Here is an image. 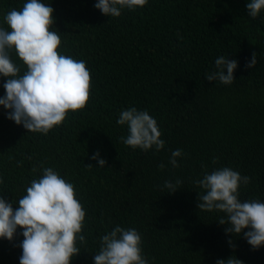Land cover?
<instances>
[{"label": "trees", "instance_id": "obj_1", "mask_svg": "<svg viewBox=\"0 0 264 264\" xmlns=\"http://www.w3.org/2000/svg\"><path fill=\"white\" fill-rule=\"evenodd\" d=\"M27 2L0 0V28L10 31L5 15ZM41 2L54 9L59 53L86 63L91 96L47 134L8 119L0 105V196L18 208L44 168L74 185L86 216L71 264H94L101 237L116 226L138 231L148 264H217L232 256L264 264V245L227 233L230 225L218 220L225 213L199 211L204 190L195 183L228 167L250 177L239 187L241 202L264 203V9L253 19L250 0H148L110 17L95 7L99 0ZM253 53L257 63L248 68ZM8 55L23 76L15 49ZM221 56L238 62L229 85L206 79ZM8 79L0 74V98ZM132 107L157 121L162 150L125 145L128 126L117 120ZM177 149L180 166L173 167ZM97 152L104 167L92 159ZM177 180L169 193L165 181ZM22 233L18 227L13 240L0 238V264H20Z\"/></svg>", "mask_w": 264, "mask_h": 264}, {"label": "clouds", "instance_id": "obj_2", "mask_svg": "<svg viewBox=\"0 0 264 264\" xmlns=\"http://www.w3.org/2000/svg\"><path fill=\"white\" fill-rule=\"evenodd\" d=\"M148 0H99L95 5L103 14L119 17L122 9L135 10L144 7ZM248 15L257 18L264 9V0H250ZM10 31L0 28V74L9 77L4 84L6 95L0 105L9 109L8 119L22 124L30 132L47 134L61 124L69 111H78L87 105L91 96V74L84 61L61 55L58 51L61 37L52 31L54 9L41 0H28L22 10L13 9L4 17ZM15 49L27 67L23 76L20 68L8 55ZM257 55L253 53L246 65L253 68ZM238 62L226 57L215 61L216 71L208 74V81H219L225 85L234 80ZM117 123L127 125L129 135L121 139L127 146L145 151L155 146L160 151L165 146L157 121L147 112L135 107L123 110ZM182 150L172 152L170 163L179 167L177 157ZM97 152L92 159L104 167L106 160ZM216 160H213L215 163ZM91 166V165H89ZM159 167L163 169L164 164ZM250 177L224 167L211 173L205 172L195 183L204 191L199 195V211L225 213L220 224L230 225L227 233L243 234L253 248L264 245V203L241 202L239 187L247 185ZM182 181H165L169 193L175 192ZM27 194L19 199V207L0 196V238L13 240L17 228L23 229L24 239L20 264H71L80 253L77 240L84 241L81 233L85 221V210L76 198L75 188L52 168H44L43 176L33 180L26 189ZM245 228L250 230L244 232ZM231 244L232 242L229 241ZM141 236L134 228L116 226L101 237L100 250L94 264H148L142 256ZM235 247V245H232ZM217 264H243L238 258L230 257Z\"/></svg>", "mask_w": 264, "mask_h": 264}]
</instances>
